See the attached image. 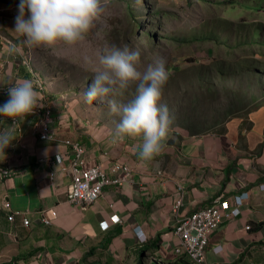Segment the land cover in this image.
I'll return each mask as SVG.
<instances>
[{"label": "crops", "instance_id": "1", "mask_svg": "<svg viewBox=\"0 0 264 264\" xmlns=\"http://www.w3.org/2000/svg\"><path fill=\"white\" fill-rule=\"evenodd\" d=\"M18 4L19 0H0V103L8 98L9 84L29 79L38 105L15 125V138L0 150V264H137L145 255L159 264L177 259L192 264L187 255L175 253L178 220L215 197L232 200L244 192L249 196H244L241 213L210 235L207 260L264 264V150L258 163L254 155L263 140L264 120H254L247 135L239 134V118L231 121L224 136L167 129L159 152L151 160H141L136 155L141 136H115V127L101 123L100 114L67 97L68 87L53 76L55 67L45 56L46 48L22 44L12 29ZM13 46L20 51L10 52ZM45 105L52 109L50 140L33 132ZM7 123L11 118H4L0 127ZM68 137L86 147L90 164L109 169L122 159L135 165L132 180L106 186L93 204L69 202L72 174L61 171L55 160V155H65L68 146L63 140ZM1 170L7 173L1 175ZM180 197L182 204L175 210ZM11 209L21 210L30 224H23L22 215L10 220ZM45 211L53 217L51 225L42 221Z\"/></svg>", "mask_w": 264, "mask_h": 264}, {"label": "rangeland", "instance_id": "2", "mask_svg": "<svg viewBox=\"0 0 264 264\" xmlns=\"http://www.w3.org/2000/svg\"><path fill=\"white\" fill-rule=\"evenodd\" d=\"M129 3L134 11L132 19L127 15ZM101 4L104 11L83 41L72 45L58 42L51 48L32 47L46 48L45 56L55 67L53 76L68 87L67 97L75 104L80 100L84 108L100 114L101 123L115 127L119 116L110 112L106 100L86 102L83 92L95 71L102 69L98 51L112 45L138 51L136 68L141 73L149 64L163 61L168 79L159 102L167 104L170 110V130L224 136L231 121L239 118L242 122L239 134L243 130L247 135L255 126L254 120L257 123L264 120L261 111L264 110V0H190V4L186 0H101ZM154 8L156 12L172 11L175 15L162 22L156 18L154 22L151 17ZM133 19L144 25L135 35H132ZM150 29L153 48L146 42L148 38L140 34ZM135 83H130L116 97L118 102L127 103L134 97ZM39 95L46 100L42 90ZM33 132L37 134L35 126ZM19 138L24 141L22 134ZM259 145L254 151L255 163L264 150ZM116 162L130 165L133 173L137 170L129 161ZM238 195L242 207L244 196L249 194L234 196ZM19 215L27 217L23 212ZM152 263L159 264L145 255L144 264ZM174 264L187 263L177 259Z\"/></svg>", "mask_w": 264, "mask_h": 264}, {"label": "clouds", "instance_id": "3", "mask_svg": "<svg viewBox=\"0 0 264 264\" xmlns=\"http://www.w3.org/2000/svg\"><path fill=\"white\" fill-rule=\"evenodd\" d=\"M103 11L101 0H19L12 29L28 48H51L58 42L72 45L85 39ZM19 51L10 48V52ZM97 55L102 69L95 71L84 90L85 101L106 100L110 112L119 116L115 136H141L136 155L151 160L172 123L167 104L159 102L168 79L163 61L149 64L141 73L136 68L139 52L127 46H106ZM132 82H136L134 97L127 103L118 102L116 97ZM7 94L8 98L0 103V122L11 118L12 123L0 127V150L15 138V125L38 105V94L29 79L9 84Z\"/></svg>", "mask_w": 264, "mask_h": 264}, {"label": "built area", "instance_id": "4", "mask_svg": "<svg viewBox=\"0 0 264 264\" xmlns=\"http://www.w3.org/2000/svg\"><path fill=\"white\" fill-rule=\"evenodd\" d=\"M43 114L34 122L37 135L46 140L53 138L51 131L52 109L49 105L43 107ZM64 143L68 146L65 153L55 155L61 171H70L72 182L69 186L68 200L76 205H90L101 196L104 188L108 185H122L132 180L133 168L130 165L114 161L109 169L99 163L90 164L85 157L86 147L76 138H65ZM45 162L46 160H42ZM1 175L7 171L1 170ZM133 173V174H132ZM4 175V174H3ZM53 176V172H52ZM182 204L181 199L174 206L177 210ZM242 199L240 196L229 198L215 197L210 204L195 210L188 216L178 220L175 226V234L178 242L175 246L177 255H187L192 264H209L207 260V248L210 235L228 218H235L241 213ZM4 207L11 208L9 201L4 202ZM9 219L14 220L21 212L11 209ZM42 221L52 223L53 217L47 212L42 215ZM118 221V220H117ZM25 225L30 224L28 217L23 218ZM250 229V225L246 226Z\"/></svg>", "mask_w": 264, "mask_h": 264}, {"label": "trees", "instance_id": "5", "mask_svg": "<svg viewBox=\"0 0 264 264\" xmlns=\"http://www.w3.org/2000/svg\"><path fill=\"white\" fill-rule=\"evenodd\" d=\"M186 1H187L188 4H190V0H186ZM152 14H153V16H151V17H153V21L154 22H155L156 18H159L161 20V22H162L164 20V18L172 17V16L175 15V13L172 12V11L165 12V11H160L159 10L158 12H156L155 8L153 9V13ZM127 15H128V19L134 18V11L132 9V4H130V3L128 4ZM148 19H150V18H148ZM140 21L141 20H139V23H138L135 19H133L132 22H133L134 25H132V27H133L132 35L137 34V32L140 30L139 28H141V29L143 28L144 25H142V21L141 22ZM140 34H142V35H144V36H146L148 38V40L146 42L150 45V48H153L154 47V40H153V36H152L153 34L151 32V29L148 30V31L142 30V32H140ZM144 36H143L142 40L144 39ZM259 146H260V148L264 147V137H263V140L261 141ZM260 225H262V224H260ZM137 264H144V258L140 257L138 259V261H137ZM154 264H156V263H154ZM171 264H174V263H171Z\"/></svg>", "mask_w": 264, "mask_h": 264}]
</instances>
